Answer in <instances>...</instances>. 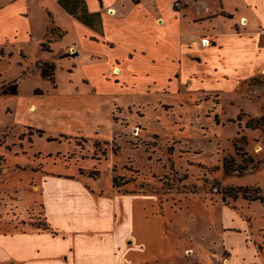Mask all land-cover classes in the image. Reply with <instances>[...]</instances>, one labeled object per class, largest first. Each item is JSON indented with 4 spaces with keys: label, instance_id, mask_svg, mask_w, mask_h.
<instances>
[{
    "label": "rangeland",
    "instance_id": "rangeland-1",
    "mask_svg": "<svg viewBox=\"0 0 264 264\" xmlns=\"http://www.w3.org/2000/svg\"><path fill=\"white\" fill-rule=\"evenodd\" d=\"M159 1L165 12L142 3L167 19L169 0ZM174 7L185 17L175 11L154 29V38L165 35L160 50L143 55L122 45L93 51L88 36L53 32L54 53H45L55 55L53 80L36 63L41 28L0 44L1 231L48 227L45 195L101 212L131 235L107 246L112 264H264V202L226 195L264 192V36L234 37L239 16L220 14L248 12L240 0ZM210 32L223 45L202 47ZM197 35L201 44L184 39ZM72 44L78 55L58 57ZM14 82L18 92L3 94ZM226 159L255 167L226 173ZM114 181L132 194L114 193Z\"/></svg>",
    "mask_w": 264,
    "mask_h": 264
},
{
    "label": "crops",
    "instance_id": "crops-1",
    "mask_svg": "<svg viewBox=\"0 0 264 264\" xmlns=\"http://www.w3.org/2000/svg\"><path fill=\"white\" fill-rule=\"evenodd\" d=\"M85 1L90 12L101 14L102 31L86 25L68 13L59 4V0H0V44L9 45L12 43L14 45L13 43L20 39L30 40L36 35V29L41 28L37 34L40 51L36 63L39 64L53 62L52 59L55 55H45V53H54L55 49L48 42V36L53 32L61 40L64 35L73 32L80 33L85 38L88 36L93 51H103L104 49L112 51L122 45L123 47L127 46V51L125 49L124 51L128 55L129 53L143 55L148 50H160L157 49L162 41L160 37H165V35L161 34L158 38H154L152 36L154 29L158 30L160 27L168 26V22L171 23L174 19L175 11L177 12L175 17H185L180 9H174L175 0H169L168 7L172 8L174 14L170 13L167 19L162 15L152 13L149 8L145 7L144 9L142 2L146 0ZM124 1H126L125 4ZM149 1L152 4V0ZM219 2L221 3L222 0ZM240 2L246 5L248 12L241 11V8L236 9L237 13L222 9L220 14L226 13L232 18L239 16V19L237 18L239 25H236V31L233 32L234 37L241 39V34L244 32L256 35L262 33L264 36V0H240ZM153 5L160 6L159 11L163 12H165L163 8H167V6L162 7L159 0H154ZM43 21L45 23H42ZM200 36L197 35V38L185 36L184 39L189 45L201 44L203 39H208L209 42H211L210 39L213 41V44L210 43L206 47L223 45L214 32L201 36V42L199 41ZM43 43L47 45L46 49L42 48ZM201 46L204 45L201 44ZM153 47L155 48L153 49ZM260 47L264 49V45ZM68 48L69 52L62 50L57 53L58 57L63 58L62 55H70L69 53L72 52L78 55L76 44L69 45ZM129 56L133 57V55ZM164 57L161 55L160 59L162 60ZM115 68H118V72L121 71L119 65L113 66V72H115ZM36 69L38 70L39 67ZM261 72L264 73V67ZM249 76L251 79L256 76V73L252 72ZM39 190L42 192L40 184ZM113 190L114 193L123 195L132 194L118 191L116 186L113 187ZM45 197L43 195L41 202L48 227L32 228L27 231L16 227L12 231L0 230V264L115 263L108 255L107 246L112 245L117 248L119 242L116 241L121 240L119 237L129 239L131 235L123 236L121 229L116 228L114 223L107 220L100 221L101 212L95 213L96 210L90 212L89 208L72 204L70 201H68V205L64 203L65 200L61 205L60 201ZM127 242L131 243L129 240ZM251 248L256 254V248L253 246Z\"/></svg>",
    "mask_w": 264,
    "mask_h": 264
},
{
    "label": "trees",
    "instance_id": "trees-1",
    "mask_svg": "<svg viewBox=\"0 0 264 264\" xmlns=\"http://www.w3.org/2000/svg\"><path fill=\"white\" fill-rule=\"evenodd\" d=\"M59 4L71 15H73L78 20L82 21L86 25L93 27L99 31H102V18L99 12L92 13L88 10V6L85 0H59ZM42 48L46 49L47 45L42 44ZM41 73L44 77L54 79L55 64L53 62H44L40 66ZM18 92V84L13 83L12 86H6L2 89L3 94H16ZM254 119L251 120L253 122ZM264 125V119L263 123ZM259 126V125H254ZM252 165L254 168V161H245L243 164H237L234 160L226 159L224 161L226 173H245L249 166ZM114 186H119L116 181H114ZM226 195L237 199L239 195L243 198L254 201L260 200L264 202V192L259 187H230ZM225 198V196L223 197Z\"/></svg>",
    "mask_w": 264,
    "mask_h": 264
},
{
    "label": "bare ground",
    "instance_id": "bare-ground-1",
    "mask_svg": "<svg viewBox=\"0 0 264 264\" xmlns=\"http://www.w3.org/2000/svg\"><path fill=\"white\" fill-rule=\"evenodd\" d=\"M202 44H204L205 46H207V45H209V41L207 40V39H205L204 41L202 40ZM118 68H115V72H118V70H117ZM39 188H37V190H38Z\"/></svg>",
    "mask_w": 264,
    "mask_h": 264
},
{
    "label": "built area",
    "instance_id": "built-area-1",
    "mask_svg": "<svg viewBox=\"0 0 264 264\" xmlns=\"http://www.w3.org/2000/svg\"><path fill=\"white\" fill-rule=\"evenodd\" d=\"M204 40H205V39H204ZM204 40H203V41H204ZM207 40H208V39H207Z\"/></svg>",
    "mask_w": 264,
    "mask_h": 264
}]
</instances>
